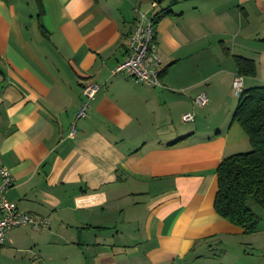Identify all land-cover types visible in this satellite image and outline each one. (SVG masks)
<instances>
[{"label": "crops", "instance_id": "1", "mask_svg": "<svg viewBox=\"0 0 264 264\" xmlns=\"http://www.w3.org/2000/svg\"><path fill=\"white\" fill-rule=\"evenodd\" d=\"M140 1L0 0V171L8 199L48 221L9 231L0 264H264V223L247 235L214 209L219 164L251 150L231 125L237 66L200 54L242 45V13L264 29V0H153L160 87L112 74ZM86 83L101 88L77 118ZM201 94L203 124H183Z\"/></svg>", "mask_w": 264, "mask_h": 264}, {"label": "trees", "instance_id": "2", "mask_svg": "<svg viewBox=\"0 0 264 264\" xmlns=\"http://www.w3.org/2000/svg\"><path fill=\"white\" fill-rule=\"evenodd\" d=\"M36 2L42 8L41 0ZM162 12L166 14L165 10ZM160 14L154 16V24L161 19ZM235 63L237 75H256L254 60L236 58ZM165 72L166 69L162 74ZM233 124L245 131L251 150L229 156L219 164L214 209L220 218L241 229L244 234L251 235L258 232L261 226V219L254 208L264 210V86L243 89L232 115Z\"/></svg>", "mask_w": 264, "mask_h": 264}, {"label": "built area", "instance_id": "3", "mask_svg": "<svg viewBox=\"0 0 264 264\" xmlns=\"http://www.w3.org/2000/svg\"><path fill=\"white\" fill-rule=\"evenodd\" d=\"M137 18L135 25L128 36L127 56L124 61L119 63L112 71L113 75L125 73L132 81L138 84H145L151 87H160L162 85V64L158 55V46L154 34L153 19L145 14L136 12ZM243 78L236 75L233 80L232 90L234 96H239L243 91ZM101 86L96 83H86L82 87L84 103L81 106L77 118H83L86 115L88 103L95 98ZM208 98L201 94L195 100L200 106L206 105ZM184 122H193L194 115L186 113L183 115ZM74 130V129H73ZM74 131H71L73 135ZM3 183L0 186V246L3 244L9 231L20 226H31L35 229L45 227L48 224L46 218L38 215L21 211L18 206L11 202L7 193L13 184L9 171L6 168L1 169Z\"/></svg>", "mask_w": 264, "mask_h": 264}, {"label": "rangeland", "instance_id": "4", "mask_svg": "<svg viewBox=\"0 0 264 264\" xmlns=\"http://www.w3.org/2000/svg\"><path fill=\"white\" fill-rule=\"evenodd\" d=\"M153 0H143L140 1L141 3V9L140 12L143 14L145 12H148V10L150 9V5L151 2ZM158 1V0H155ZM161 10V9H160ZM132 12V10H130ZM139 12V11H138ZM237 13H240L237 12ZM255 16L252 18V20L247 21L246 19V15L244 13L241 14L242 19L240 16H236L237 20H238V25H242L243 26V32L240 35L241 36V40H240V44L242 45H237V46H229L228 49L224 48V46H218V44L216 43H211L209 42L206 44V46L204 47L203 52L200 54L202 55V57L204 58L203 61H235L236 58H245V59H255L254 61L256 62L257 65V70H256V75L254 77H247L248 79H251L252 81H258V85L256 86H264V42L262 41L264 38V29H261V24H260V16L258 14V12L255 11ZM251 19V18H250ZM260 25V27H259ZM243 37H246V39L243 41ZM262 38V39H261ZM201 50V48H200ZM232 51V53H231ZM226 53L228 54V59L224 58L223 54L226 55ZM223 57V58H222ZM250 57V58H249ZM233 63V62H231ZM255 79V80H253ZM262 79V80H261ZM234 100L235 103L237 104L238 100H239V96H234ZM195 108L190 110V113H192L195 116V122L193 123H186L185 125H197V126H201V124H203V116L206 114L207 111V106L205 108L200 107V105H197L196 103H194ZM236 109V105L235 107H233L232 109V113L234 112V110ZM232 117V115H231ZM183 124L185 122H182ZM252 207H254L252 205ZM254 211L258 214V216L261 219V224L264 223V210H261L259 208H254ZM232 250H239V249H243V250H247L249 253H252L251 250H249V246L244 245V244H238L235 246L231 247ZM258 254L254 253L255 257H259L257 256ZM3 264H27L26 262L22 261L19 258H14L12 257L11 259H7V261H5Z\"/></svg>", "mask_w": 264, "mask_h": 264}]
</instances>
